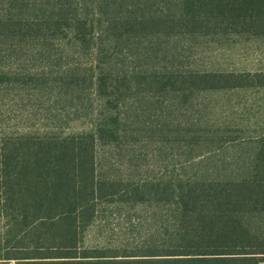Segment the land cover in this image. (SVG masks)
Returning <instances> with one entry per match:
<instances>
[{
	"label": "trees",
	"instance_id": "1",
	"mask_svg": "<svg viewBox=\"0 0 264 264\" xmlns=\"http://www.w3.org/2000/svg\"><path fill=\"white\" fill-rule=\"evenodd\" d=\"M228 28L264 34V0H0V54L3 47L31 43L49 49L53 38L63 40L68 50H97L91 73L79 77L69 67L61 82L76 89L80 80L92 79L100 108L88 131L0 135V264L264 262V132L251 153L237 152L231 161L156 163L161 177L147 172L124 183L99 174L97 167L98 144L137 136L126 132L124 122L131 117L117 108L121 101L145 95L142 87H156L158 96L174 99L264 88V71H181L171 62L157 68L166 44L164 56L177 55L181 35ZM95 35L99 41L90 46ZM77 97L88 99L80 91ZM167 114L170 118L171 111ZM130 125L151 146L168 138L169 122L149 121L137 109ZM199 136L204 134L175 133L188 152ZM144 204L156 207L140 243L87 240L88 230L99 232L109 216L107 206L127 214L126 205Z\"/></svg>",
	"mask_w": 264,
	"mask_h": 264
},
{
	"label": "rangeland",
	"instance_id": "2",
	"mask_svg": "<svg viewBox=\"0 0 264 264\" xmlns=\"http://www.w3.org/2000/svg\"><path fill=\"white\" fill-rule=\"evenodd\" d=\"M198 34L201 35H181L175 51L177 55L171 59L164 56L170 46L166 44L157 60L160 61L157 68L173 64L181 71H264V34L239 33L230 28ZM98 41L95 35L90 46ZM62 42L50 39L49 49L32 43L25 47L2 48L0 70L4 74L0 75V135L26 130L65 134L92 129L100 110L92 79L80 80L76 89L63 86L61 81L66 78L63 74L69 67L74 68L79 77L84 71L91 73L95 69L92 61L97 50H68ZM68 52L72 53L68 55ZM137 66V63L131 65L129 70ZM78 89L87 94V101L77 97ZM142 89L146 91L145 95L141 93L138 97L121 101L117 108L128 112L125 116L131 117L124 122L128 124L126 132L137 136L129 141L122 136L117 143L97 145L98 172L109 176L110 180L134 182L147 172L161 177L155 169L156 163L173 166L184 163L187 166L189 162L195 164L201 160L231 161L237 152L251 153L257 145L253 142L264 132V88L195 92L189 99L158 96L160 93L156 87ZM147 91L150 97H145ZM136 109L149 121L169 122L163 126L168 133L165 143L151 146L150 139L143 136L135 125H130ZM169 110L171 120L167 114ZM179 131H198L204 136H199L197 143L191 145L192 151L188 152L183 151L187 144L175 138ZM154 132L156 135L162 133L159 130ZM155 141L160 140L155 138ZM157 146L164 150L162 154ZM107 207L109 216L103 219V226L99 232L95 227L88 230L87 240L105 239L117 245L118 242L136 244L145 239L146 232L153 225L150 217L156 206L144 204L127 208L129 205H126L127 214H120V209L113 205Z\"/></svg>",
	"mask_w": 264,
	"mask_h": 264
}]
</instances>
